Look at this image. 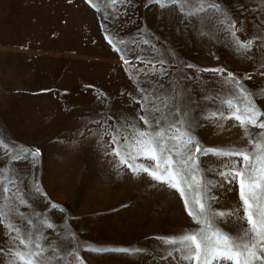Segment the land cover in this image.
Masks as SVG:
<instances>
[{
  "label": "rangeland",
  "instance_id": "obj_1",
  "mask_svg": "<svg viewBox=\"0 0 264 264\" xmlns=\"http://www.w3.org/2000/svg\"><path fill=\"white\" fill-rule=\"evenodd\" d=\"M134 2L137 7L131 18L135 23L120 31V37L126 41L139 39V27L152 34L161 51H173L178 61L198 68L226 67L239 75L255 71L233 53L226 35L209 41L197 35L191 25L184 27L158 8H146V0ZM92 3L100 7L99 12L85 0H0V138L39 149L35 168L27 163L16 165L28 184L22 186V191L27 196L33 177L39 181L48 199H39L37 211L50 215L57 225H63L67 218L68 226L80 241V254L86 264H160L151 255L85 251L87 247H143L151 251L158 243L154 237L198 227L183 211L174 190L157 184L147 174L133 176L124 167L117 170L113 158L104 155L95 138L79 135L86 124L95 129L89 121L100 119L98 114L105 111L106 105L112 109L110 115L132 113L138 107L129 104L127 95L135 94L132 81L137 77L124 71L119 55L104 40L101 26H112L103 19L101 0ZM260 3L261 0H226V6L236 15L237 26L243 27L244 31L238 33L241 37H250L256 31L264 14ZM253 54L257 61L264 59L258 46ZM153 55L150 51L141 53L142 57ZM129 59L142 67L133 57ZM170 71L172 76L163 80L166 87L178 79L175 71ZM185 72L198 77L182 83L199 105H194V114L201 122L195 129L201 144H242L237 121H221L223 127H218L215 121L201 115V108L209 113L228 98L226 92L215 100L202 98V88L216 96L219 80L211 73L193 69ZM246 87L252 91L264 87V78L254 76ZM101 92L104 104L97 100ZM257 103L264 106V99L257 97ZM200 160L206 169L219 167V161L211 154L201 155ZM207 175L215 179L212 171ZM214 194L218 197L214 205L218 210L228 211L238 203L237 194L226 188H216ZM49 201L65 212L45 208ZM20 211L31 215L26 207L22 206ZM218 226L231 234L237 228L232 218L221 220ZM3 232L0 227V238ZM46 234L50 238L55 236L52 230Z\"/></svg>",
  "mask_w": 264,
  "mask_h": 264
},
{
  "label": "snow or ice",
  "instance_id": "obj_2",
  "mask_svg": "<svg viewBox=\"0 0 264 264\" xmlns=\"http://www.w3.org/2000/svg\"><path fill=\"white\" fill-rule=\"evenodd\" d=\"M85 3L100 11L92 0ZM101 3L105 12L103 19L112 26H101L104 40L119 55L124 71L137 77L132 81L135 94L127 95L129 104L138 107L132 113L121 111L110 115L112 109L106 105L105 111L98 114L100 119L89 121L95 129L86 124L79 135L84 139L95 138L104 155L113 158L117 170L124 167L133 176L147 174L157 184L174 190L183 211L198 227L154 237L158 243L151 251L143 247H87L85 251L151 255L160 264H264V106L257 103V97L264 99V87L255 91L246 87V82L254 76L264 78V59L257 61L253 54L257 46L264 52V14L256 31L245 38L238 35L244 31L243 27L237 26L236 15L226 6V0L145 2L146 8H158L184 27L191 25L197 35L209 41L218 40L220 34L226 35L233 53L255 69L253 73L245 71L239 75L226 67L198 68L178 61L173 51L157 48L152 34L143 28H137L139 39L126 41L120 37V31L125 25L135 23L131 18L137 7L134 0H101ZM260 8L264 10V0ZM146 51L155 55L142 57L141 53ZM130 56L142 67L132 63ZM170 69L178 79L166 87L163 80L172 76ZM187 69L211 73L219 80L216 96L202 88V98L215 100L221 92H226L228 98L209 113L201 108V115L205 120L215 121L218 127H223L221 121H237L242 130V144L225 147L201 144L195 132L201 122L194 114V105H199L182 83L198 77L188 76ZM97 100L104 104V93ZM209 154L219 161L218 168L202 167L201 155ZM39 156V149L0 138V227L4 229L0 238V264H86L80 254V241L68 226L67 218L63 225H57L50 215L37 211L39 199H48L39 181L33 177L27 196L22 191V186L28 187V184L16 165L27 163L35 168ZM209 171L215 179L208 178ZM216 188L235 192L237 205L228 211L214 207L218 203ZM22 206L30 209L31 215L21 212ZM44 207L65 212L51 201ZM225 218H232L236 223L234 234L218 226ZM48 230H52L54 238L46 234Z\"/></svg>",
  "mask_w": 264,
  "mask_h": 264
}]
</instances>
